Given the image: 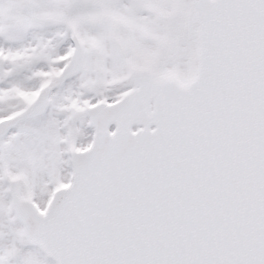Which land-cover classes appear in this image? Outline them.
<instances>
[{"label": "snow or ice", "instance_id": "snow-or-ice-1", "mask_svg": "<svg viewBox=\"0 0 264 264\" xmlns=\"http://www.w3.org/2000/svg\"><path fill=\"white\" fill-rule=\"evenodd\" d=\"M0 264H264V0H0Z\"/></svg>", "mask_w": 264, "mask_h": 264}]
</instances>
